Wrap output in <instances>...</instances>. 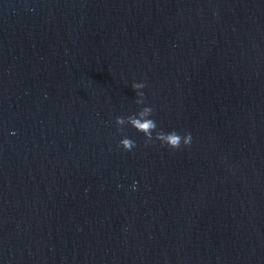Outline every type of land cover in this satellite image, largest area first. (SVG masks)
Instances as JSON below:
<instances>
[{"label": "water", "instance_id": "95a60500", "mask_svg": "<svg viewBox=\"0 0 264 264\" xmlns=\"http://www.w3.org/2000/svg\"><path fill=\"white\" fill-rule=\"evenodd\" d=\"M0 264H264V0H0Z\"/></svg>", "mask_w": 264, "mask_h": 264}, {"label": "clouds", "instance_id": "9594fccd", "mask_svg": "<svg viewBox=\"0 0 264 264\" xmlns=\"http://www.w3.org/2000/svg\"><path fill=\"white\" fill-rule=\"evenodd\" d=\"M190 139V138H189Z\"/></svg>", "mask_w": 264, "mask_h": 264}]
</instances>
